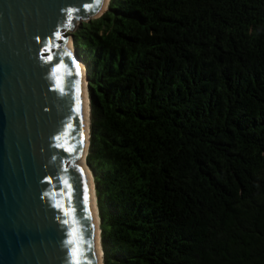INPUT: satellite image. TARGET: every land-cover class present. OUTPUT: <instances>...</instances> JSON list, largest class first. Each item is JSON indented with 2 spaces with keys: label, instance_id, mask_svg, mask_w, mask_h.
<instances>
[{
  "label": "trees",
  "instance_id": "1",
  "mask_svg": "<svg viewBox=\"0 0 264 264\" xmlns=\"http://www.w3.org/2000/svg\"><path fill=\"white\" fill-rule=\"evenodd\" d=\"M71 35L104 264H264V0H110Z\"/></svg>",
  "mask_w": 264,
  "mask_h": 264
},
{
  "label": "water",
  "instance_id": "2",
  "mask_svg": "<svg viewBox=\"0 0 264 264\" xmlns=\"http://www.w3.org/2000/svg\"><path fill=\"white\" fill-rule=\"evenodd\" d=\"M104 2L0 0V264H99L82 66L89 80L68 43Z\"/></svg>",
  "mask_w": 264,
  "mask_h": 264
},
{
  "label": "bare ground",
  "instance_id": "3",
  "mask_svg": "<svg viewBox=\"0 0 264 264\" xmlns=\"http://www.w3.org/2000/svg\"><path fill=\"white\" fill-rule=\"evenodd\" d=\"M110 0H105L101 14L105 12L106 8L109 5ZM100 14V15H101ZM99 15V16H100ZM68 50L70 52L74 51V45L72 40L68 43ZM82 94H83V106H84V116H85V133H86V148L81 159V165L85 166L87 172L89 174V181H90V196H91V205L93 210V217L95 222V229H96V238H97V247H98V257H99V264H103V252L101 248V232H100V217H99V209L97 205V196L95 193V181L91 174L90 169L87 167V156L89 154V141H90V103H89V91L87 88V80H86V72L85 68L82 66Z\"/></svg>",
  "mask_w": 264,
  "mask_h": 264
},
{
  "label": "snow or ice",
  "instance_id": "4",
  "mask_svg": "<svg viewBox=\"0 0 264 264\" xmlns=\"http://www.w3.org/2000/svg\"><path fill=\"white\" fill-rule=\"evenodd\" d=\"M69 243H74V241H69ZM72 254H73V256L76 255V250H75V249L72 250ZM75 264H79V261L77 260V261L75 262Z\"/></svg>",
  "mask_w": 264,
  "mask_h": 264
},
{
  "label": "rangeland",
  "instance_id": "5",
  "mask_svg": "<svg viewBox=\"0 0 264 264\" xmlns=\"http://www.w3.org/2000/svg\"><path fill=\"white\" fill-rule=\"evenodd\" d=\"M104 13V12H103Z\"/></svg>",
  "mask_w": 264,
  "mask_h": 264
}]
</instances>
